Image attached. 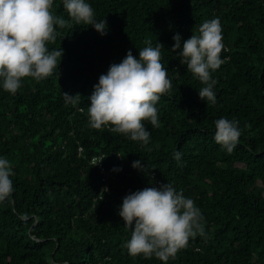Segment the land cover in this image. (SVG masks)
<instances>
[{"label": "trees", "instance_id": "obj_1", "mask_svg": "<svg viewBox=\"0 0 264 264\" xmlns=\"http://www.w3.org/2000/svg\"><path fill=\"white\" fill-rule=\"evenodd\" d=\"M85 2L106 20V35L90 25L58 28L47 45L63 50L57 72L23 78L15 94L0 82V157L14 172L13 191L0 200V264H163L128 253L131 233L118 215L125 195L157 182L192 199L205 230L167 264H264V0ZM51 11L68 18L62 0ZM217 17L223 63L211 73V105L171 47L173 35L183 42ZM146 40L164 45L172 88L155 105L159 127L142 121L151 133L143 146L110 126L91 128L87 108L99 76L129 50L138 58ZM62 92L79 93L80 103L66 104ZM221 117L241 130L231 153L213 139ZM137 160L144 172L131 166Z\"/></svg>", "mask_w": 264, "mask_h": 264}, {"label": "clouds", "instance_id": "obj_2", "mask_svg": "<svg viewBox=\"0 0 264 264\" xmlns=\"http://www.w3.org/2000/svg\"><path fill=\"white\" fill-rule=\"evenodd\" d=\"M62 5L67 19L51 11L53 0H0V82L4 91L15 94L22 87L23 78L40 81L57 72L63 50L49 49L47 45L56 41L58 28L90 25L106 35V20H97L94 9L85 0H62ZM172 39L171 50L178 54L180 63L204 85L198 90L199 98L215 105L213 88L217 81L211 73L222 65L220 53L224 48L219 18L205 20L183 42L179 33ZM144 43L147 46L138 51V58L129 50L119 64H110L106 74L99 76L89 97L87 112L91 128L110 126L111 132L125 134L131 141L147 146L151 133L142 121L159 127L155 105L170 91L172 82L161 63L164 45L157 42L153 47L151 40ZM62 95L66 104L75 106L81 101L79 93L62 92ZM214 125V141L231 153L241 135L238 121L221 117ZM180 157L176 152L173 158L179 161ZM131 166L143 172L146 168L139 160L133 161ZM13 175L12 163L0 157V200L13 191ZM107 191L106 187L102 188L98 200H102ZM118 215L131 233L123 244L128 253L143 254L145 258L155 256L163 264L186 247L190 238L205 236L201 210L182 190L177 191L168 182H157L125 195Z\"/></svg>", "mask_w": 264, "mask_h": 264}]
</instances>
